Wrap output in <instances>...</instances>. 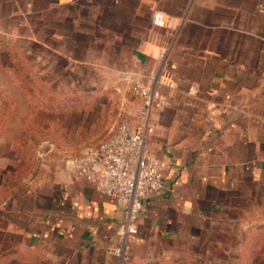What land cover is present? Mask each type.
Masks as SVG:
<instances>
[{
	"label": "crops",
	"instance_id": "0c3cea01",
	"mask_svg": "<svg viewBox=\"0 0 264 264\" xmlns=\"http://www.w3.org/2000/svg\"><path fill=\"white\" fill-rule=\"evenodd\" d=\"M156 11L174 28L153 25ZM36 28L46 30L31 41L44 47L67 34V53L51 49L72 67V91L132 93L167 50L170 83L158 86L146 147L169 168L144 200L128 264H203L195 253L219 263L264 228V0H0L1 38L25 41ZM27 183L12 212L30 246L50 247L54 264H118L124 205L69 164Z\"/></svg>",
	"mask_w": 264,
	"mask_h": 264
},
{
	"label": "rangeland",
	"instance_id": "374dc122",
	"mask_svg": "<svg viewBox=\"0 0 264 264\" xmlns=\"http://www.w3.org/2000/svg\"><path fill=\"white\" fill-rule=\"evenodd\" d=\"M45 30L33 29L25 41L0 37V264L55 263L50 247L30 246L15 228L20 217L12 212L14 202L21 201L27 181L57 164L71 165L73 158L99 145L116 122L131 119L138 104L127 88L72 91V67L52 51L60 46L68 52L67 34H55L62 43L46 42V47L31 41ZM15 170L21 178L5 193L3 181ZM241 246L238 252L222 251L215 264H264V228L254 229ZM193 255L213 264L205 255ZM178 264L193 263L186 259Z\"/></svg>",
	"mask_w": 264,
	"mask_h": 264
},
{
	"label": "built area",
	"instance_id": "2783aa9c",
	"mask_svg": "<svg viewBox=\"0 0 264 264\" xmlns=\"http://www.w3.org/2000/svg\"><path fill=\"white\" fill-rule=\"evenodd\" d=\"M151 21L156 26L174 28L171 18L160 11L153 13ZM166 55V48H161L157 74L133 82L131 90L139 101L132 118L116 122L99 145L83 151L70 163L74 177L88 181L96 192L125 206V220L116 229L118 243L113 249L118 264L129 263V238L137 233L135 222L144 209V200L162 189L163 174L169 168L167 159L146 147V138L153 131L151 115L163 104L158 86L170 83V73L163 67Z\"/></svg>",
	"mask_w": 264,
	"mask_h": 264
},
{
	"label": "trees",
	"instance_id": "16d2710c",
	"mask_svg": "<svg viewBox=\"0 0 264 264\" xmlns=\"http://www.w3.org/2000/svg\"><path fill=\"white\" fill-rule=\"evenodd\" d=\"M112 128V127H111ZM110 131V130H109ZM19 177V178H18ZM21 178V175L18 176L17 173H16V170L15 171H11L9 173V175L4 179L3 181V185H2V188L4 190V192L6 193V191L9 193L10 190L12 189V187L14 185H16V183L18 182V180H20Z\"/></svg>",
	"mask_w": 264,
	"mask_h": 264
}]
</instances>
